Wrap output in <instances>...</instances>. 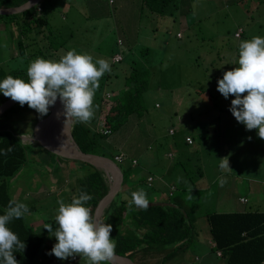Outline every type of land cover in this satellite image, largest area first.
Here are the masks:
<instances>
[{
    "label": "rangeland",
    "instance_id": "rangeland-1",
    "mask_svg": "<svg viewBox=\"0 0 264 264\" xmlns=\"http://www.w3.org/2000/svg\"><path fill=\"white\" fill-rule=\"evenodd\" d=\"M140 2L141 0H73V7H64L63 10L67 11L70 25L76 30L67 46L77 52L89 53L94 58H104L110 63L111 56L113 60V53L118 47L116 37L127 39L130 52L125 53L128 51L125 48L126 58L119 63L113 62L109 72L110 84L114 78L112 86L117 93L115 97L121 93V84L123 85V78L128 69L129 71L132 69L129 68L131 59L135 60V65L142 64L149 69L147 89L143 92L146 111L141 114L139 112L127 115L119 127L96 147L98 150L96 153L112 155V152L123 151L130 158L136 157L139 160L138 165L143 167L144 162L149 165L150 159L157 157L153 155L154 153L161 151L164 155L161 156L162 164L158 160V166L160 170H163L160 177L164 182L172 181L175 177L181 181L184 179L187 181L185 170H189L192 174L194 172L197 178L191 182L189 180L187 185L190 186L189 189L182 191L181 194L190 197L186 203L192 208L190 209L188 205L186 207L190 209L189 215L192 211V214L196 216L195 224L202 228L200 232L198 230L199 241H202L203 232L207 228L202 213L212 210L264 208V139H255L250 142L249 136L239 133L240 135L234 138L235 143H231L227 142L229 137L216 134L223 128L226 121L228 124L231 123V120L226 119L230 111L224 107H230L231 100L234 99L233 96L225 99L218 92V78H222L225 71L236 66L234 61L238 57L236 55L241 41L264 35V2L233 0L226 3V0H195L193 2L182 0L180 5L182 4L183 13L177 9L173 11V15H165L162 21L159 20L156 28H154V24H157L156 19L139 13ZM188 6L191 9H187ZM240 26L244 30L242 35ZM5 32L4 29L3 33ZM8 32L9 39H5L6 33L1 38L5 46L3 57L9 52H18L16 36L12 34L10 27ZM30 37L31 35L28 38ZM42 58L52 59L45 55ZM2 60L3 58L0 60V65L5 67V62ZM15 61L16 58L7 60L9 63ZM28 66L23 64L25 68ZM142 68L137 67V70L133 71L137 73ZM20 74L23 78L27 77L26 71H21ZM114 96L115 101L117 98L115 99ZM19 106L21 109L11 113L8 118L5 119L4 115L3 119L0 118L1 123H7V126L17 133H23L20 136L21 141L31 153L27 165L11 179L14 182L10 186V192L16 200L36 206L30 214L28 213L27 220L33 228H40L50 221L54 222L59 208L56 200L71 202L68 199L69 196H64V190L57 189L60 185H64L66 195H75L74 188L68 187L65 182L67 178L72 177L70 176L72 169L66 167L67 159L48 154L39 144L31 141L29 136L33 125L31 126L32 122L27 116L37 112L29 108L27 104L24 106L19 104ZM219 107H223V111L217 127L212 117L219 113ZM199 122L203 126L202 129L205 131L210 129V132L200 140L203 146L198 140L195 143L193 141L188 152L189 148L185 147L183 142L185 134L193 133L197 129L194 130L193 127L186 125H195ZM170 126L175 129V134L169 133ZM173 139L178 149L175 151L171 145ZM169 152L173 155L170 156ZM186 153L190 157L185 156ZM225 156L229 158L232 169L226 173L221 172L219 168V159ZM177 157L182 158L181 161L185 167L182 168L177 164L174 171L172 161ZM126 164L127 161L121 162L119 167L120 165L123 167L121 169L125 173V182L128 180L127 182L130 183L138 176L130 174L124 168ZM81 165L84 169H89L87 164ZM138 165L134 172L139 170ZM168 166H171L170 170ZM162 167H166V170L164 171ZM199 170L201 173L198 172ZM49 171L50 174L55 175V186H52L46 178L49 176ZM74 171H79V168L75 166ZM136 175L145 176L146 170L141 169ZM221 176L227 178V183L223 187L218 183V177ZM159 183L160 181L157 183L158 186ZM190 183L195 184V190H192L194 186ZM160 186L158 194H152V198L158 199L157 197L163 192L167 194L168 187ZM146 187V182L143 181L135 189L136 191L144 189L147 192ZM48 191L59 193L60 196L57 194L51 196L54 193L49 195ZM240 195L247 196V201L244 202ZM166 205L161 204L163 210L167 209ZM46 209L49 212H46ZM171 211H169L170 214ZM194 235L195 237L193 236L191 240H188L187 235L183 241L182 232L177 231L173 235V242L168 237L165 245L170 251H179V255L166 257L164 264H174L179 260L183 261H179L182 264H210L209 260L213 255L210 253L204 255L200 247H196L199 245L196 228ZM180 241L183 242L180 243ZM56 242L53 239L49 241L50 245ZM179 243L180 245L177 246ZM166 252L168 251H165L163 255ZM195 255L200 257L196 258ZM161 256L162 253L147 260L153 261ZM75 259L79 260V256ZM38 260L37 264H42L40 261L43 258ZM82 261L84 262V259ZM54 264H64V262L56 258Z\"/></svg>",
    "mask_w": 264,
    "mask_h": 264
},
{
    "label": "trees",
    "instance_id": "trees-1",
    "mask_svg": "<svg viewBox=\"0 0 264 264\" xmlns=\"http://www.w3.org/2000/svg\"><path fill=\"white\" fill-rule=\"evenodd\" d=\"M24 1L25 0H0V7L16 6ZM181 1L182 0H141L139 13L156 19L157 24H154V28H156L159 20L162 21L163 18H165V15H173V11L177 9H180L179 11L183 13V11H181ZM190 1L193 2L195 0ZM232 1L233 0H226V3ZM239 1L242 0H238V2ZM256 1L264 2V0ZM72 2L73 0H40L37 4L27 9L14 13L0 14V60L3 58L2 61H4L6 65L5 67L0 65V80L4 79L8 75H12L14 78L27 80L28 77L23 78V75L20 74L21 71L27 72V68L23 67V64L29 65L31 61L44 55L49 58L52 57V60H59L63 54H65L68 50H71L67 45L73 36V32L76 30L70 25L67 11L63 10L65 9L64 7L72 8ZM187 9H191L190 6H188ZM9 27L11 28L12 34L16 36L18 52H9L7 56L3 57V49L5 46L4 42H1V38L2 35L6 33L5 39H9V37L7 38ZM4 29L6 30L5 33H3ZM243 32L244 30L241 27L240 34L242 35ZM29 35H31L30 38H28ZM261 37H264V35ZM26 38H28V40H26ZM118 39L120 40V43H118ZM126 40L118 36L116 37V46L118 47L117 51L114 53L119 52L121 54V59L112 60L111 56L110 66L113 65V62L119 63L123 61L126 58L125 53L130 52L129 47L127 46L129 44ZM124 49L128 51L124 53ZM236 56H238V54ZM11 58H16V61L13 63L7 62V60ZM130 61L132 63L129 65V68L132 69L130 71L128 69V72L123 78L120 95L115 97L117 93H115L112 86L114 78L112 84H110L108 81L109 73H105L99 82L100 86L96 90L95 94L96 102L94 100V118L87 124L72 121L71 133L76 143L82 150L98 152L96 147L100 145L103 140H106L107 136L114 129L119 127L122 120H125L127 115L139 112L141 114L146 111L145 102L143 100V92L147 89L149 69L142 64H138L139 66L135 65V60L133 59ZM137 67L139 69L141 67L143 68L135 73L133 70H137ZM108 91L112 92L117 100H113L111 102V109L106 113V121L104 125L110 126L111 130L105 133L98 130L97 123L99 122L101 101L106 98L105 93ZM6 98L7 97H5L3 93H0V102ZM111 99L113 98L111 97ZM224 108L229 109V107ZM20 109L21 108L18 103H13L0 114V118L3 119L4 115L6 119L11 115V113ZM218 111L219 113L212 117V119L216 121V126H219V120L221 119L223 107H219ZM228 115L229 117L226 119L231 120V123L228 124L224 118L226 123L224 121L225 124L223 128L220 129L219 133L217 131L216 134H219L220 136L222 134V136L229 137L227 131H229L230 127L235 124L237 126L236 128L238 133L241 135L246 134L251 137V139H249L250 142L255 139L261 140V138L257 135V130H246L243 124L236 121L231 112H229ZM27 118L32 122V126L35 121L40 118V116L38 113L34 115L29 114ZM186 126H191L194 130L197 129L193 133L185 134V136L187 134L190 135L194 143L197 140L200 142V140L205 138L207 133L209 134L210 132V129L207 131L202 129L203 126L200 125V122L195 125ZM21 134L23 133H17V131L8 127L7 123L3 124L0 122V215L4 214L8 202L15 199L10 192L11 179L16 176L22 167L27 165L28 161H30L29 158L31 153L21 141ZM230 141H232L231 137H229L227 142ZM183 142L185 147L188 146L189 152L193 142L188 143L185 139ZM200 144L203 146V143L200 142ZM171 145L176 146L174 139L171 142ZM9 147H11L12 151L5 154ZM40 147L48 154L57 155L41 145ZM119 153L124 155V159L119 161L116 160V162L121 164V162L127 161L124 168L128 170L130 174H134L138 177L136 179H132L130 181L131 184L127 182L128 180L125 182V173L121 169L123 173L121 188L105 208L100 218V220L111 224L113 227L111 236L116 241L115 252L126 254L133 260L136 259L135 264H164L166 257H178L179 255V251H170V249L165 245L167 238L169 237V240L171 239L173 242V235L177 231H180L184 236L183 241L187 235L188 240H191L193 236L195 237L194 234L196 228V237L199 242V245L196 247H200V251H202V253L207 254L208 252L213 251L212 253L216 254V258L221 255L224 259V264H264V208H242L225 211L212 210L202 213L205 217L207 228H205L203 232L204 238H202V241H199V232L202 228L195 224L197 218L192 214V211L190 212V215L188 213L192 206L188 205L186 201L190 197L183 196V194H181L182 191L189 189L190 186H187L189 184V180L191 182L193 179L197 178L195 173L193 172L192 174L186 169L185 174L188 179L187 181H185V179L184 181H181V179L175 177L172 181L164 182L160 177L161 174H163V170H160L156 157H153L149 165L144 162L143 167H141L138 165L139 160L136 157L132 156L130 158L129 155L123 151L112 152V155L109 154L107 156L114 159L115 155ZM169 153H171L170 156L173 155L172 152ZM102 154L106 155L105 153ZM162 154L163 152L158 151L155 155L160 158ZM184 155L190 157L187 153ZM58 156L72 161L73 163L80 161L89 166V169H84L83 167L82 169L84 170L81 169L80 171H74L72 169L71 173L73 175L70 174V176L73 177V186L71 185V187H74L75 195H66V197L69 196L68 199L71 200L74 196H78L81 191H86L93 196V199L87 203V206L92 209L93 213V209L97 201L107 190L106 179L102 172L92 164L85 161L69 159L60 155ZM181 159V157L173 159L172 170L175 171L177 164H179L182 168L185 167ZM137 165L139 166V170L134 172ZM121 167L122 166L120 165V168ZM162 168L164 171L166 170V167ZM141 169L146 170L145 176L136 175V173L140 172ZM198 172L201 173L200 170ZM82 173L83 177L81 176ZM52 175L55 177L54 174ZM143 181L146 182L147 185L146 188L148 190L146 193L148 199H150L149 193L156 194L161 188L160 185H166L168 187L167 194L166 192H163L162 195L159 196L160 200H170L175 205H166L167 209L165 208L164 210L160 203L149 204L146 210L138 209L134 205L130 208L128 201L131 199V193L136 191L135 188L137 185ZM158 181H160L159 186L157 185ZM190 184L193 186L195 185L193 183ZM157 186L159 188H157ZM195 189L196 188L194 186L192 190ZM120 191L122 192L120 193ZM240 196H244L247 201V196ZM27 205L29 207L28 213L30 214L31 210H34L35 207L32 203H27ZM186 205H188L190 209H187ZM171 210L175 213H172ZM169 211H171V214ZM46 212H49V210L46 209ZM28 213L20 219H13L8 225V227L18 235L19 239L26 244V248L23 252L14 253L15 258L19 261V264H37V260L40 258V248L43 246L48 236V230L44 229L43 226L40 228H33L29 224L27 220V216H29ZM183 241H180V243ZM180 243L177 246H179ZM180 248H183V246H180ZM161 251H168L162 256V262L156 260L154 262H150L151 260L146 259V256L155 255ZM70 263L86 264V261L84 260L83 262L80 257L79 260H71ZM0 264H2V262H0ZM174 264L182 263L177 261Z\"/></svg>",
    "mask_w": 264,
    "mask_h": 264
},
{
    "label": "clouds",
    "instance_id": "clouds-1",
    "mask_svg": "<svg viewBox=\"0 0 264 264\" xmlns=\"http://www.w3.org/2000/svg\"><path fill=\"white\" fill-rule=\"evenodd\" d=\"M234 64L236 66L218 78L217 90L225 99L234 97L229 111L236 121L243 124L246 130H257L258 137L264 139V37L254 36L241 41ZM109 72L111 66L106 59L94 58L89 53L71 49L59 60L37 57L31 61L27 67V80L6 76L0 80V93L21 106L27 104L40 117L46 116L59 99L63 110L56 113L57 118L63 116L64 123L75 121L87 124L95 115L94 99L99 82ZM10 151L11 147L5 154ZM219 160L221 172L232 171L227 156ZM218 183L223 187L227 183L226 176L218 177ZM92 199L91 194L81 191L69 203L57 201L59 208L54 218L56 227L53 228L52 223L43 226L49 236H54L57 241L47 254L60 260L79 256L86 264H112L116 248V241L111 236L113 227L93 215L92 209L87 206ZM128 203L130 208L134 205L146 210L149 206L146 191H133ZM28 212L26 203L12 199L4 214L0 215L2 264H19L14 253L23 252L26 244L8 225Z\"/></svg>",
    "mask_w": 264,
    "mask_h": 264
},
{
    "label": "water",
    "instance_id": "water-1",
    "mask_svg": "<svg viewBox=\"0 0 264 264\" xmlns=\"http://www.w3.org/2000/svg\"><path fill=\"white\" fill-rule=\"evenodd\" d=\"M40 0H25L16 6L0 7V14L14 13L37 4ZM16 103L10 98L0 102V114L10 105ZM63 106L59 99L55 106L50 107L46 116L38 118L32 126L31 141H36L41 146L65 158L77 159L92 164L98 168L106 179L107 190L99 198L93 215L101 218L105 208L119 191L123 181V173L117 162L104 154L84 151L76 143L71 133V121L64 123V117L57 118L56 113L62 111ZM112 264H135L133 259L126 255L115 252Z\"/></svg>",
    "mask_w": 264,
    "mask_h": 264
},
{
    "label": "crops",
    "instance_id": "crops-1",
    "mask_svg": "<svg viewBox=\"0 0 264 264\" xmlns=\"http://www.w3.org/2000/svg\"><path fill=\"white\" fill-rule=\"evenodd\" d=\"M171 127V126H170ZM237 126L234 124L233 126H231L230 127V129H229V131H228V135H229V137L230 136H232L231 138H232V141H230L231 143H235L234 142V138H236L237 136H239L238 134V130H237V128H236ZM232 128V129H231ZM190 134V133H189ZM173 146V151H175V150H177V146H174V145H172ZM176 148V149H175ZM156 153H154L153 155H155ZM164 155V154H163ZM162 155V156H163ZM156 156V155H155ZM157 158V157H156ZM152 159L153 158H151L150 159V161H152ZM158 160H160V163H161V161H162V157L161 158H157V162H158ZM66 163H67V168L68 169H73L74 170V167L76 166V167H78L79 168V171L83 168V166L80 164V163H73L72 161H69V160H67V161H65ZM162 164V163H161ZM160 167V166H159ZM170 168H171V166H168V170H170ZM32 172H34V169H32ZM49 173V176H47L46 178L47 179H49V182H50V184L53 186H55L56 184H55V182H56V178L52 175V174H50L51 172L49 171L48 172ZM73 177H71L70 179L69 178H67V180H66V184H68V187L69 186H71L70 184L73 182V179H72ZM68 181V182H67ZM13 182L14 181H11V186H12V184H13ZM131 184V183H130ZM62 186V187H61ZM72 186H73V183H72ZM74 188V187H73ZM49 189V188H48ZM55 189H56V187H55ZM57 189H59V190H64L63 191V193H64V196L66 197V190H65V187H64V185H60V187L59 188H57ZM51 190H53V189H51ZM54 191V190H53ZM51 193H54L53 195H51V196H55L56 194L58 195V196H60V194L59 193H56V192H49L48 191V194L50 195ZM154 194V193H153ZM152 196V193H149V197H151ZM240 197V196H239ZM158 199H154V198H150L149 199V204H155V203H160V204H167V205H174V203L172 202V201H170V200H167V201H164V200H160V197H157ZM66 201V200H65ZM152 201V202H151ZM66 203H67V201H66ZM35 208H36V206H34ZM34 208V209H35ZM39 222V221H38ZM35 223V222H34ZM52 224H53V228H55L56 227V225H55V222H51ZM204 238V237H203ZM51 239H53V240H56V238L54 237V236H49V233H48V236H47V239H46V241H45V243L43 244V246L40 248V258H43V260L42 261H40V262H42V264H47V263H49V262H51V263H55V256L54 255H49V254H47L51 249H52V247H53V245H50V243H49V241L51 240ZM164 252L165 251H161V252H159V253H156L155 255H148V256H146V259H151V257H154V256H156V255H158V254H160V253H162V256H163V254H164ZM213 252V251H212ZM212 252H208V253H210V254H212L213 256H212V258L209 260L210 261V264H224L225 262H224V259L221 257V255H219L217 258H216V254H214V253H212ZM207 253V254H208ZM206 253H204V255H207ZM162 256L160 257V258H158V257H156L153 261H150V262H154L155 260L156 261H159V262H162L163 261V258H162ZM196 256V258H198V257H200L199 255H195ZM80 258V257H79ZM71 260H76V259H72V258H69V259H67V260H63V262H64V264H66L65 262H67L68 264L70 263L69 261H71ZM78 260V259H77ZM177 260V259H176ZM39 261V260H38ZM180 261V260H179ZM178 261V262H179ZM208 261V262H209ZM146 262V261H145Z\"/></svg>",
    "mask_w": 264,
    "mask_h": 264
},
{
    "label": "built area",
    "instance_id": "built-area-1",
    "mask_svg": "<svg viewBox=\"0 0 264 264\" xmlns=\"http://www.w3.org/2000/svg\"><path fill=\"white\" fill-rule=\"evenodd\" d=\"M118 43H120L119 39H118ZM119 59H121V54L119 52L114 53L113 60H119ZM105 96H106V98H104L101 101L100 116H99V122L97 123V125H98V130H101V131L106 133V132H109L111 130L110 126H105L104 123L106 121V119H105L106 113L109 112L111 109V102H112L111 97H113V93L108 91L105 93ZM169 132L173 133L174 129L170 128ZM185 140L189 143L193 142V139L190 135H186ZM168 154L170 155L171 153H168ZM114 158H115V160L119 161V160L124 159V155L122 153H119V154H116ZM241 199L246 201V198L244 196H241Z\"/></svg>",
    "mask_w": 264,
    "mask_h": 264
}]
</instances>
